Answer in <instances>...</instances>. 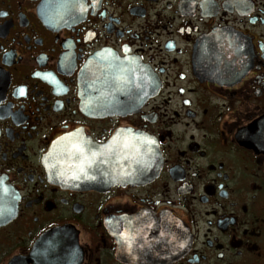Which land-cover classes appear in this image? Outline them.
Returning a JSON list of instances; mask_svg holds the SVG:
<instances>
[{
	"label": "flooded vegetation",
	"instance_id": "af4514ba",
	"mask_svg": "<svg viewBox=\"0 0 264 264\" xmlns=\"http://www.w3.org/2000/svg\"><path fill=\"white\" fill-rule=\"evenodd\" d=\"M0 264H264V0H0Z\"/></svg>",
	"mask_w": 264,
	"mask_h": 264
},
{
	"label": "water",
	"instance_id": "95a60500",
	"mask_svg": "<svg viewBox=\"0 0 264 264\" xmlns=\"http://www.w3.org/2000/svg\"><path fill=\"white\" fill-rule=\"evenodd\" d=\"M56 153V156L54 157V163L58 164L59 166H74L77 164V161L75 159L73 160H69V156L66 157L67 155H69L67 152L63 151V146L61 143H59L55 150H54V154Z\"/></svg>",
	"mask_w": 264,
	"mask_h": 264
}]
</instances>
